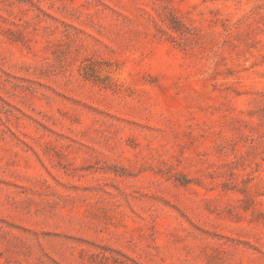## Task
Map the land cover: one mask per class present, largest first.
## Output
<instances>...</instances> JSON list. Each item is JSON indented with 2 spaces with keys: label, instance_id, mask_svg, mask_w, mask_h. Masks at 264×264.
<instances>
[{
  "label": "rangeland",
  "instance_id": "obj_1",
  "mask_svg": "<svg viewBox=\"0 0 264 264\" xmlns=\"http://www.w3.org/2000/svg\"><path fill=\"white\" fill-rule=\"evenodd\" d=\"M0 264H264V0H0Z\"/></svg>",
  "mask_w": 264,
  "mask_h": 264
}]
</instances>
